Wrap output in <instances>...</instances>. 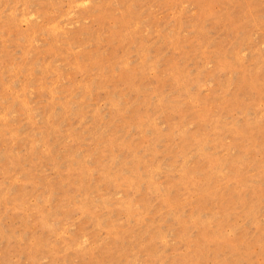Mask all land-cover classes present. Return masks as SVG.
Wrapping results in <instances>:
<instances>
[{"label": "rangeland", "instance_id": "rangeland-1", "mask_svg": "<svg viewBox=\"0 0 264 264\" xmlns=\"http://www.w3.org/2000/svg\"><path fill=\"white\" fill-rule=\"evenodd\" d=\"M0 264H264V0H0Z\"/></svg>", "mask_w": 264, "mask_h": 264}]
</instances>
